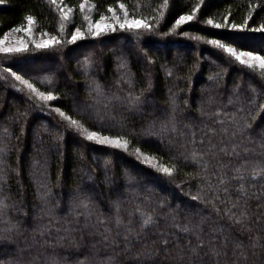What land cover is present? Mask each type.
<instances>
[{
  "label": "trees",
  "instance_id": "obj_1",
  "mask_svg": "<svg viewBox=\"0 0 264 264\" xmlns=\"http://www.w3.org/2000/svg\"><path fill=\"white\" fill-rule=\"evenodd\" d=\"M62 2L70 23L50 0H0V38L30 15L38 33L60 41L0 52V198L9 206L0 216V264H190L198 239L197 264H264V70L207 42L264 56V0ZM87 3L95 21L127 13L152 30L92 35ZM130 96L140 97L136 107ZM72 120L123 137L127 148L85 139ZM221 180L227 191L217 193ZM117 204L132 228L127 242L125 228L110 223ZM138 206L156 227L141 231ZM229 209L246 212L244 224H232ZM185 225L192 231L180 232Z\"/></svg>",
  "mask_w": 264,
  "mask_h": 264
},
{
  "label": "snow or ice",
  "instance_id": "obj_2",
  "mask_svg": "<svg viewBox=\"0 0 264 264\" xmlns=\"http://www.w3.org/2000/svg\"><path fill=\"white\" fill-rule=\"evenodd\" d=\"M51 3H55L56 0H50ZM81 7L83 8V5H81ZM121 7L123 8V5H121ZM108 11H112L111 8L108 9ZM125 15L127 16V13H125ZM196 15L195 12H193L190 15H181L176 21H175V26L178 27L180 25H183L185 23V21H192L194 16ZM27 21L29 24L32 23L33 21V17L32 16H27L26 17ZM85 19H87V17H85ZM101 19H103V17H101ZM208 24H212L213 21L212 20H208L207 21ZM120 27L122 29L127 28V30H133V29H144L146 31H151L152 27L151 25L145 23L142 20H131V21H125V23L120 24ZM215 27L219 28L221 27L220 24H216ZM95 28L97 29L96 31V35H99L102 31L111 28V30H115L114 27L110 26V25H101L99 23V21H97L95 23ZM17 31H19L20 29H16ZM79 33V29L77 30L76 33H73L71 36V40L74 42L77 39L80 38V36L78 35ZM53 41L57 44L60 43V41L56 38L53 37ZM209 44L214 45L217 48L223 49L225 52L231 54V56H233L235 58L236 61H238L241 65H246L248 68H255L256 65L253 64V61H257L259 62V67L261 69H264V56H259V55H254L252 52L248 51V52H239L237 53L236 49H234L231 46H226L225 44L217 41V40H208L207 41ZM51 46V42L49 41H44L42 44H36L35 47L36 48H43V49H47ZM27 49L24 48H16L14 49L15 52L19 53L22 51H26ZM3 51H13L12 49H4ZM244 57H247V60L244 59ZM82 67L84 68L85 72H87V70L91 67V64L89 62V60L86 58L83 63H82ZM15 79L20 81L21 83L24 84H28L27 81L22 80V78L17 75L15 76ZM28 87L31 88V84H28ZM33 91H35V89H33ZM97 94L100 95V89L99 86H97ZM40 98L42 100L45 101H51L53 99L52 95H43L42 93L40 94ZM129 101L131 103V105L133 107H136L139 103H140V97L139 96H130L129 97ZM71 125L73 127H75L78 131H81L82 133L85 134V139L89 140V141H94L100 145H108L111 147H124L127 148V141L123 139V137H109V136H100L98 133L96 132H88L86 129L83 128V126L80 124L79 121L77 120H72ZM138 155L141 156V158L144 160L145 163L151 165L152 167H156L158 169V171L164 173L165 175L168 176H172L174 174L175 169L174 168H169V167H159L158 165H156L155 163H153L154 158L152 157H148V156H143L142 154L139 153V150H137ZM205 168H207V165H204ZM258 175V173L256 174ZM241 179L243 177H240ZM3 181V173L2 171H0V182ZM224 185V181L221 180L220 184L217 186L216 191L217 193L220 192L221 190L223 191H227L226 187H222ZM238 191L243 195L244 194V186L241 185L240 188L238 189ZM194 200H203L202 196H195L193 197ZM213 199H219L218 196H214ZM211 202V201H210ZM80 205L81 207H83L84 209H88L89 208V202L87 199H82L80 201ZM238 205H233L232 207H237ZM8 204L5 202L4 198H0V216H2L4 214V212L6 211V209L8 208ZM136 215H138L140 217V229L142 232L154 228L156 227V218L150 214V213H146L142 208H140L139 206L136 209ZM228 215L229 218L232 222V224L236 225H242L244 224V222L247 220V214L246 212H241L238 216L233 213L231 211V209L228 210ZM101 223H103V221H100ZM110 223H114L117 229L120 228H125L126 232L128 233V235L125 236V241L127 242L129 239V236L132 234V228L130 226H126L124 225V221L123 219L120 217L119 215V205H116V215L113 217L112 221H110ZM131 223V222H130ZM13 227H15V225H13ZM179 231L183 232V233H189L192 231V229L185 225L183 227H179ZM222 231V230H221ZM105 233H110V229H105ZM109 237L108 235H105V240H107ZM229 238L225 237V241H227ZM163 243L166 245L167 243H169L168 241H163ZM212 242L209 241V244H211ZM205 247V242L202 240H197V245L194 248H191V252H192V258H190V264H197V260L201 259L199 253L203 250V248ZM211 252V254L213 255H219L218 251H215L214 247L210 248L209 250ZM208 253H205V255H207ZM110 264V262H109Z\"/></svg>",
  "mask_w": 264,
  "mask_h": 264
},
{
  "label": "rangeland",
  "instance_id": "obj_3",
  "mask_svg": "<svg viewBox=\"0 0 264 264\" xmlns=\"http://www.w3.org/2000/svg\"><path fill=\"white\" fill-rule=\"evenodd\" d=\"M55 3H56V5H58L64 19H66L67 22L70 23V21H71L70 9L68 7H66L65 5H63L62 0H56ZM84 6H85L84 7L85 12H86L85 15L87 17V19H86L87 29L90 32V34H92V35H96L95 33H96L97 29L95 28V23L97 21H99V23L101 25H110L113 27V26H120V24L125 23L126 20L127 21L136 20V19L127 18L124 13L121 15V14H116L114 12H111L107 16H102L103 19H101V17H100L99 19H97L95 21L91 17V5L89 3H87ZM17 29H20V30L19 31H17L16 29L10 30L2 38H0V52H6V51H3L4 49H12L14 51V49H16V48H25L28 44H32L35 46L36 44H42L44 41H49L51 43L53 42V36L48 35V34H40L35 30V25H34L33 21L31 24H29L27 22L23 28H17ZM109 29H111V28H109ZM76 32H77V30H75L74 33H76ZM78 35L80 36L79 39H82L81 38L82 37L81 32H79ZM114 48L117 51H119L117 46H115ZM178 51H179V49L176 50L177 53H178ZM236 51H237V53L248 52V51H243V50H236ZM252 53L254 55H259V54L254 53V52H252ZM259 56H261V55H259ZM244 59L247 60V57H244ZM252 63L255 64L256 67L260 68L259 62L253 61ZM43 68L44 67H39V68H34V69L35 70H42ZM262 70H264V69H262ZM14 76H17V75H14ZM28 84H30V83L28 82ZM28 84H24L28 88V89L26 88V91L30 90L31 92L35 93V95L40 97L41 92L37 91V89L34 88V86H32V85H31L32 87L29 88ZM33 89H35V91H33ZM43 95L47 96L49 94H43ZM4 119H6V117H4ZM89 132H92V131H89ZM172 142H173L172 140H166L165 138H163V141H162V143L167 144L168 147H170L173 144ZM33 153H36V151L33 150Z\"/></svg>",
  "mask_w": 264,
  "mask_h": 264
}]
</instances>
